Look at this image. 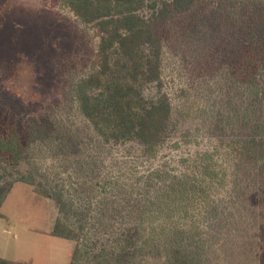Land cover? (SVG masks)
Here are the masks:
<instances>
[{"label":"rangeland","instance_id":"rangeland-1","mask_svg":"<svg viewBox=\"0 0 264 264\" xmlns=\"http://www.w3.org/2000/svg\"><path fill=\"white\" fill-rule=\"evenodd\" d=\"M139 1L138 13L149 22L170 2ZM261 12L264 0H197L189 13L156 26L164 40L162 79L146 97L166 96L172 116L157 156L149 157L138 141L103 142L81 113L78 85L95 60L97 27L82 25L62 0H0V103L39 124L47 137L29 146L20 166L0 163L7 195L0 260L71 264L76 243L52 235L62 218L88 225L87 264H157L135 248L123 255L127 237L119 226L132 227L148 170L177 167L180 158L214 143L204 118L211 106L222 109L240 97L225 80L223 58ZM255 239L261 246L231 264H264V237Z\"/></svg>","mask_w":264,"mask_h":264},{"label":"trees","instance_id":"trees-1","mask_svg":"<svg viewBox=\"0 0 264 264\" xmlns=\"http://www.w3.org/2000/svg\"><path fill=\"white\" fill-rule=\"evenodd\" d=\"M139 2L62 0L82 25L100 33L91 71L78 85L82 115L103 142L138 141L155 157L172 116L166 96L146 97L162 79L164 40L156 26L189 13L197 0H170L153 22L138 13ZM236 41L222 68L239 99L208 111L211 146L142 177L133 225L119 226L127 237L123 255L135 248L157 264H231L261 246L255 238L264 237V12ZM36 124L0 103V163L20 166L29 146L47 139ZM6 200L0 190V218ZM102 223L100 217L95 226ZM87 228L85 222H55L52 235L76 243L71 264L90 261Z\"/></svg>","mask_w":264,"mask_h":264}]
</instances>
